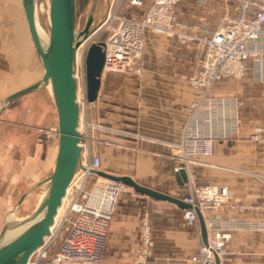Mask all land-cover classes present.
Returning <instances> with one entry per match:
<instances>
[{
    "label": "crops",
    "instance_id": "obj_1",
    "mask_svg": "<svg viewBox=\"0 0 264 264\" xmlns=\"http://www.w3.org/2000/svg\"><path fill=\"white\" fill-rule=\"evenodd\" d=\"M131 1L124 0L121 16L140 19L154 2L142 0L144 4L139 9ZM200 1L181 0L177 17L196 25L224 17L226 11L219 9L224 4L219 0L207 4ZM227 12L231 16L237 14V0H231ZM29 34L23 1L0 0V100L42 76V64L29 46ZM200 56L194 46H180L173 38L147 30L141 75L102 74L97 99L84 114L88 121L103 127L90 130V152L101 159L99 172L130 178L180 202L188 194L189 185L228 187L232 198L218 212L222 222L230 226L238 221L259 228L231 231L226 253L216 258V264H264V209H257L264 207V145L252 139L253 135L263 137L264 69L260 73L250 62L243 80L225 79L210 90L211 98H238L243 104L229 103L224 114L216 106L218 125L214 131L219 136L214 141V153L211 157L190 156L185 168L188 183L181 185L178 172L185 163L177 146L187 130L195 97L189 79L198 69ZM47 88L32 93H39L50 107L55 162L57 113ZM209 109L208 103L202 106L201 118ZM200 130L203 135L208 134L206 126ZM222 132L226 133L225 138L220 135ZM131 189L135 195L126 192L120 197L101 264L132 262L140 242L144 211L150 216L154 243L148 264H191L190 257L208 239L207 230L205 237L202 234L200 218L198 231L187 224L181 203ZM201 215L205 223L215 213Z\"/></svg>",
    "mask_w": 264,
    "mask_h": 264
},
{
    "label": "built area",
    "instance_id": "obj_2",
    "mask_svg": "<svg viewBox=\"0 0 264 264\" xmlns=\"http://www.w3.org/2000/svg\"><path fill=\"white\" fill-rule=\"evenodd\" d=\"M180 1L154 0L140 19L114 12L99 32L109 30V36L103 43V72L128 71L141 75L140 60L144 54L147 30L173 38L180 46H194L201 52L198 69L189 79L195 97L187 130L182 142L177 146L182 152L184 168L187 169L190 156L211 157L214 153V141L219 136L214 131L218 125L215 122L216 106L220 107L224 114L229 103L243 104L238 98H211L209 92L213 86L225 79L243 80L248 75L250 62L263 73L264 0H237V14L234 16L227 12L231 0H219L224 4L219 6V9L226 11L224 17L214 22L204 20L201 25L181 21L177 17L176 8ZM209 1L211 0L200 2L207 4ZM143 4L142 0L131 1V5L139 9ZM91 44L89 38L78 48L83 70ZM86 93L87 85H84L82 96L78 97L81 116L86 114L92 104L88 102ZM205 103L209 104L210 109L208 114L201 118L200 112ZM81 122L82 168H78L71 183L72 189H75L74 195L66 210L57 215L50 235L34 252L28 264H39L43 261L49 264H101L107 234L120 197L123 193L132 192L130 187L121 182L95 177L93 172L100 169L101 159L90 152L89 132L103 127L83 119V116ZM201 126L208 128L207 135L201 133ZM192 127L194 128L191 129ZM261 132L263 137L253 135L252 139L264 145V124ZM220 135L226 137L225 132ZM231 198L232 191L226 186L189 185V192L183 198V202L190 206L184 210L187 224L199 231L196 210L201 214L208 211L215 213L214 217L205 219L208 239L199 247L198 252L190 257L191 264H216V258L226 253V246L232 238L231 231L240 227L259 228L238 221L232 222L230 226L222 222L218 212ZM153 251L150 216L148 211H144L140 219L139 246L130 264H148Z\"/></svg>",
    "mask_w": 264,
    "mask_h": 264
},
{
    "label": "water",
    "instance_id": "obj_3",
    "mask_svg": "<svg viewBox=\"0 0 264 264\" xmlns=\"http://www.w3.org/2000/svg\"><path fill=\"white\" fill-rule=\"evenodd\" d=\"M25 10L29 33L35 46L37 56L41 62L43 75L32 84L13 92L0 100V115L11 103L34 91L51 85V95L57 113L58 147L52 172L45 179L30 187L20 198L19 204L25 196L35 188L44 185L41 201L34 211L17 222L18 226H25L18 234L3 241V236L11 226L6 223L0 232V264H28L34 252L50 235L60 207L71 186L72 180L81 163V112L79 97V81L77 78V57L80 46L76 30V0H49V39L43 43L36 28L37 0H22ZM87 24L81 33L88 35ZM103 43L91 44L85 59L87 79V100L94 103L101 85L105 52ZM95 175L115 180L133 188L136 192L181 203L185 209L190 208L170 196L160 194L144 188L130 178L106 175L99 171ZM180 184L188 183V174L185 168L178 172ZM201 222L202 234L206 236V226L199 210H196ZM206 243V241H205Z\"/></svg>",
    "mask_w": 264,
    "mask_h": 264
},
{
    "label": "rangeland",
    "instance_id": "obj_4",
    "mask_svg": "<svg viewBox=\"0 0 264 264\" xmlns=\"http://www.w3.org/2000/svg\"><path fill=\"white\" fill-rule=\"evenodd\" d=\"M123 3L124 0H76L78 37L82 36L81 33L89 23L90 42L92 44L104 43L109 36V30L99 32L97 29L109 19L110 14L114 12L120 14ZM36 6L39 21L49 33L47 0H37ZM29 44L34 56L37 57L36 49L30 38ZM79 62L77 74L79 95L82 96L87 79L85 66L83 70L80 59ZM43 71L42 66V74ZM104 73L110 74L111 72ZM114 73L134 74L128 71ZM44 99L37 92L21 97L14 101L0 117V232L6 223L11 224L9 231L16 229L18 227L16 223L33 212L44 193V185L32 190L20 204L19 200L30 187L49 176L52 170L56 153L50 133L53 116L50 115V107ZM85 115H82L83 119ZM91 186L89 183V187ZM74 190L73 188L67 192L61 208L62 212L66 210L74 195ZM44 263L47 261L39 264Z\"/></svg>",
    "mask_w": 264,
    "mask_h": 264
},
{
    "label": "bare ground",
    "instance_id": "obj_5",
    "mask_svg": "<svg viewBox=\"0 0 264 264\" xmlns=\"http://www.w3.org/2000/svg\"><path fill=\"white\" fill-rule=\"evenodd\" d=\"M38 6V5H37ZM37 6H36V10H35V16H36V28H37V32H38V35H39V37H40V39H41V41L43 42V43H46L47 41H48V39H49V33H48V31H46L45 30V28L41 25V23H40V21H39V17H38V9H37ZM48 6H49V0H47V16H48ZM45 17V16H44ZM41 19V18H40ZM48 21H49V17H48ZM43 22V21H42ZM104 23H105V21L102 23V25L100 26V28L99 29H97V31H99L103 26H104ZM31 37V36H30ZM91 37V34H89L88 33V35H87V37H84L83 35L82 36H80L79 37V42H80V44H83L86 40H88L89 38ZM78 60H77V63L79 62V51H78V58H77ZM44 72V71H43ZM43 75V74H42ZM48 87H49V89L51 90V85L49 84L48 85ZM47 88V87H46ZM80 130H81V122H80V128H79ZM69 190H72V187L70 186L69 187V189H68V191ZM67 191V192H68ZM71 193V192H70ZM70 195V194H69ZM67 196V195H66ZM42 197H43V195H41V197H40V200H39V202L41 201V199H42ZM66 198V197H65ZM65 198H64V200H63V203H64V201H65ZM38 202V203H39ZM63 206V205H62ZM62 206L60 207V209H59V212H58V215L59 214H61V212H62V210H61V208H62ZM61 211V212H60ZM23 228H25V226H18L16 229H14V230H12V231H7V233L3 236V241H5V240H7V239H9V238H12L13 236H15L16 234H18Z\"/></svg>",
    "mask_w": 264,
    "mask_h": 264
}]
</instances>
